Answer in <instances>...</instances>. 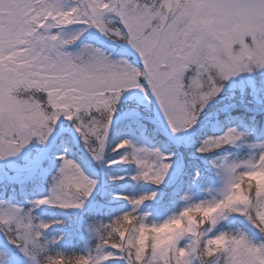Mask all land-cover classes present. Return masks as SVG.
Masks as SVG:
<instances>
[{"label": "rangeland", "instance_id": "1", "mask_svg": "<svg viewBox=\"0 0 264 264\" xmlns=\"http://www.w3.org/2000/svg\"><path fill=\"white\" fill-rule=\"evenodd\" d=\"M31 1L16 0L5 4L2 2L0 6V108L6 110L13 118L12 130L6 138L9 143H0V151L7 148L9 144L11 147L19 146L21 137L25 132L39 131L47 134L49 128H55L44 144L33 138L18 154L0 159V177H2L5 187H11L16 183H22V181L37 179L42 173L40 172L41 163L47 158L49 150L58 137L64 132L75 133L77 131L76 128L65 125V122L73 123L66 119L67 116H72L73 120L77 118L78 125L85 126L89 116L87 113L84 114L82 110L85 108L95 109L98 114L104 116L106 114L104 110L105 101H110L115 96L120 95L123 89L129 88L140 80L137 71H131L132 67L130 66H124V64L109 65L103 57V52H99L95 59L85 60L77 50L65 42V37L70 34L71 27L85 26L89 23L91 33L96 36L101 44H108L109 49L118 48L121 52L128 51L135 57V53L129 48L128 35L125 40L123 35L108 26L110 19L105 16L117 15L112 8L115 0H80L79 15L68 14V10H65L64 7L65 0H43L41 5H32L30 4ZM159 2L160 0H148L141 3L158 4ZM246 2H250V0H246ZM121 6L119 3L115 5L117 9ZM177 14L179 13L177 12ZM252 18L257 19V17ZM152 23L155 24L156 21ZM145 31L148 32L151 29ZM250 31L259 33L258 20L257 23L249 27L230 33L233 53L231 56L223 51L209 52L205 48L194 53L193 57L186 63L183 72L185 74L195 73L200 77L202 87L199 89L189 88V81L184 79L180 73L169 76L161 82L160 74L172 71L167 62H162L159 68L149 72L153 84L161 87L163 84L169 85L168 88L164 89L166 95L171 94V85L179 78L182 85L180 95L169 102V113L178 124H185L190 113L199 115L194 127L173 132L165 113L151 92L157 103L158 129L184 150L193 143L196 133L201 129L199 123L203 122L201 121L203 116H210L213 111H225L239 104H241L240 107L246 109L264 110V70H258L255 72L242 71L240 74L224 80L226 82H224L219 94L224 92L233 94L237 90L238 96H219L218 94L201 112L199 111L200 93L207 91L210 86L217 83V78H221L223 72L245 65L252 67L253 70L258 69L255 67L257 57L235 58V54L243 47L241 43L242 32H249L244 36V44L252 46ZM144 70L146 69L144 68ZM149 76L147 72L144 73L147 81H150ZM84 81L97 82V85L105 86L100 88L98 92L86 90ZM117 82L120 87L108 86ZM262 88V94L254 95L252 93H259ZM129 102L134 103V105H131L129 110H125L112 121L109 131L118 119L141 117L146 120V117L140 113V107L146 102L144 91L138 89L124 91L119 103L128 105ZM84 148L91 154H97L89 158L95 167H93L94 170L96 172L101 170L100 156L102 150L98 153L90 146ZM250 149L252 150L253 147ZM219 163L223 164L224 160ZM184 165L180 164L175 170L176 175L170 183H174L181 176ZM215 165L217 175L219 168L217 163ZM231 182L232 175L225 172L219 180L218 177L215 178L212 189L218 190L220 187L231 184ZM200 194V192H196L195 198ZM259 199L260 195H257L255 201L249 200L246 208H237L235 214L239 216L238 226L233 228L232 234H228L227 242L212 247L213 251L205 249L207 255L204 259H207L209 264H225L226 258L223 253H227L228 258L232 261H238L240 264H243L245 259L248 260V264H262L264 262V247H262L264 235L261 234V229H264V218L259 215L261 210L258 204ZM2 205L0 204V215L3 214L4 216L0 217V221H2L0 223H6L5 227L11 233L19 235L26 247H31L32 254L35 256L32 243L35 236L30 222L24 221L21 210L6 208ZM249 213L256 215L255 224L247 218ZM221 216L224 219L232 220L229 212L223 213ZM217 223L218 220L214 222L215 232ZM80 224L81 221L79 220L78 225ZM7 225L11 227H7ZM194 227L198 229L197 222ZM243 233H247L248 237L246 238ZM189 236L192 238L189 245H194L199 249L201 232L198 230L188 233L181 232L173 243L164 250L166 256L156 248L154 241L148 243L151 241L149 238L146 244L150 246V249L145 247L146 253H150L148 259L151 260L152 264H161L156 259L158 256L163 258L164 264H192L198 252L191 251L189 247L180 248L178 246L185 237ZM215 238L214 234L212 239ZM249 249L255 254L247 258L241 255L242 250ZM144 258L139 254L134 260L125 258L123 264H139V261ZM9 261L11 264H27L25 257L18 249L8 243L2 230H0V264H9Z\"/></svg>", "mask_w": 264, "mask_h": 264}, {"label": "trees", "instance_id": "2", "mask_svg": "<svg viewBox=\"0 0 264 264\" xmlns=\"http://www.w3.org/2000/svg\"><path fill=\"white\" fill-rule=\"evenodd\" d=\"M77 1L69 0V8L71 7L73 12L77 9ZM143 1L148 0H141ZM109 26L123 35L126 40L127 35L121 31L115 20H111ZM77 31L74 30L69 34L66 41L70 44L79 42L75 50L83 59H95L99 52H103L109 65L127 64L133 67V63L128 59L131 56L128 51L121 52L118 48L109 49L108 44H101L96 37L86 35L84 31ZM78 36L79 39H76ZM129 38L130 35H128ZM135 67L137 73L143 72L140 64H136ZM233 94L224 92L219 96ZM131 105L134 103L129 102L128 105L118 103L112 121L125 110H129ZM153 105V99L146 93V102L140 107V113L146 117V120L127 117L119 121L105 139L103 149L101 140L104 129L101 125L106 122L107 113L101 116L95 109L85 108L82 112L88 114V122L85 126H80V130L75 133L68 132L59 136L49 150L47 158L41 163L40 171L45 172L43 177H38L33 182L16 183L11 187H5L0 177V204L2 203L1 205L6 208L21 210L24 221L30 222L35 236L32 242L35 255L48 247L50 254L58 250L63 251L67 259L61 257V260L65 261V264H72L73 260L76 264H79L80 260L86 261L87 264H123L125 250L117 251L121 248L120 245L112 247L111 252L106 251L110 245L108 229L112 226L115 217L129 212L136 219H140L143 215L157 225L162 224L173 213L180 210L181 197L189 196L197 200L211 198V194L204 190L212 189L215 177L217 178L214 172L217 158L219 162H223L224 158L238 159L253 149L264 147V111L244 109L239 104L223 112L224 114H221L219 110L213 111L211 115H218L216 125L201 129L194 137L193 144L187 148V153L183 154L177 145L158 130L154 122ZM201 121L210 122L211 116H203ZM72 122L73 125L70 122H65V125L76 128L78 119ZM229 133H231L232 142L227 143L224 148L207 153L199 152L198 149L205 139L223 137ZM125 140L130 144L119 151H114L116 146ZM87 146L98 153L102 150L101 170L98 172L94 170L95 167L89 158L96 154L88 152L84 148ZM251 147H253L252 150ZM141 149L142 151H138ZM61 157L71 161L73 167L67 169L68 179L57 188L54 195L56 177L63 166ZM191 157L195 160L188 159ZM184 160L187 164L181 177L173 186H170L171 179H174L176 175L174 171ZM115 161L119 162L114 163ZM243 162L240 159V163ZM164 165L169 167L165 169ZM161 170L166 171L167 175L165 181L158 184L156 176L161 173ZM197 173L200 175L197 176ZM259 188L260 186L257 185V195H261ZM196 192L201 194L195 198ZM141 198H144L142 203L136 204V201ZM40 201L44 203H39ZM232 214L235 215V212L230 213L232 218L230 221L222 220L221 214L216 217L215 221L218 220L216 232L233 233V228L238 226L239 216ZM2 216L4 215L1 214L0 217ZM200 219L202 218L196 221L198 226ZM79 220L80 225H78ZM215 221H213V227ZM44 223L51 224L45 236L62 237L59 243L49 245L43 240L42 234L45 229L42 225ZM5 225L6 223H0V226L5 227ZM146 226L152 227L153 224ZM7 227L11 226L7 225ZM201 233V240L204 241L205 249L208 250L209 237ZM213 237L214 234L210 238ZM148 243H152V240ZM145 247L150 249L147 244ZM126 252L128 253L126 258L130 260L136 259L139 255L135 247L126 248ZM156 259L160 261L163 258L158 256ZM162 261L164 264V260ZM160 263L162 264L161 261Z\"/></svg>", "mask_w": 264, "mask_h": 264}, {"label": "snow or ice", "instance_id": "3", "mask_svg": "<svg viewBox=\"0 0 264 264\" xmlns=\"http://www.w3.org/2000/svg\"><path fill=\"white\" fill-rule=\"evenodd\" d=\"M177 0H160L158 4L141 3L140 0H115L112 8L116 11L120 17L116 21V24L121 28V31L125 35L131 36L130 48L135 53V59L133 56H129L128 59L133 63V67L130 69L133 72L137 71L136 64H142L144 68H147L149 72L155 71L159 68L162 62H167L171 67V72H165L160 74L161 82L165 81L169 76H175L180 73L184 79L188 80V87L191 89H199L202 87L200 77L195 73L185 74L183 69L186 63L193 57L199 49H203L202 46L197 47L194 50L196 43L195 38L198 33L191 31L186 25L188 23L184 15L180 14L183 10L176 8L174 11V5ZM119 3L122 6L117 9L115 5ZM207 7L222 10L229 15L237 16H249L261 18L258 20L260 25V31H250L252 35V46L244 44V36L249 32L241 33V43L243 47L235 54L236 59H240L244 56L257 57L255 61V67L264 70V0H207ZM177 12L179 14H177ZM156 21L155 24L152 22ZM151 31L146 32V29ZM83 35V33H81ZM79 39V36L76 38ZM208 41L217 45L218 51H223L227 55L231 56L232 53V37L230 34L222 35L220 40H217L214 36L209 35ZM218 41V43H216ZM142 71V70H141ZM242 71L252 72L253 68L245 65L244 67H237L232 70L223 72L222 79L227 80L233 75H238ZM86 90L99 91L100 88L105 85H97V82L84 81ZM151 84V92L156 97L166 119L173 132H180L181 130H187L194 127L198 121L199 115L190 113L188 115L185 124H178L171 114L169 113V102L175 100L180 95L182 85L179 82V78L171 85V94H165L164 89L168 88V84H163V87L152 84L151 81H145L141 78L137 83L133 84L127 89H123L120 95L115 96L110 101H105L104 110L107 113L106 122L101 127L104 129L103 138L101 144L103 146V139L108 136L109 128L113 120V115L116 111V107L119 103L120 97L124 91L138 89L145 93L149 92V85ZM108 86L120 87V84L112 83ZM222 91V86L214 83L207 91L201 92L199 96V111L201 112L204 107L214 99ZM22 119V118H21ZM67 120L72 121V116H67ZM13 118L6 112V110L0 108V143H9L6 138L12 130ZM19 123V121H17ZM55 127L49 128L47 134L39 131L25 132L21 137V142L17 147L9 146L3 151H0V159L14 156L21 152V150L29 144L33 138L39 140L41 144H44L49 136L53 133ZM77 130H80V125H76ZM129 141L125 140L118 144L114 151L128 146ZM138 151H142L138 150ZM63 160V166L60 168V173L56 177V183L53 188V194H56L58 187L62 186L64 181L68 179L67 169L73 167L72 162L67 160L66 157H61ZM125 159H127L125 157ZM115 161L114 163H118ZM141 163L140 161H137ZM169 165H164L166 169ZM39 203H44L40 201ZM42 227H45L42 225ZM5 239L8 243L18 249L21 253L23 251L27 254V247L25 243H21L19 235L14 237L10 235V231L3 226H0ZM11 264V261H9Z\"/></svg>", "mask_w": 264, "mask_h": 264}, {"label": "clouds", "instance_id": "4", "mask_svg": "<svg viewBox=\"0 0 264 264\" xmlns=\"http://www.w3.org/2000/svg\"><path fill=\"white\" fill-rule=\"evenodd\" d=\"M207 0H177L174 5V10L180 8L183 10L180 14L184 15L187 19V27L191 31L198 33L195 38L194 50L197 47L202 46L209 52H218L217 45L208 41L209 35L214 36L217 40L222 38L224 34H230L239 31L242 28L251 26L257 23V20L261 18L253 19L249 16L237 15L232 16L223 12L222 10L209 8L206 6ZM260 69H254L258 71ZM222 78H217V84L224 86ZM232 142L231 133L223 137H210L205 139L199 147L200 153L212 152L214 149H222L227 143ZM240 159L244 162L240 163ZM224 163H219V158L216 159L219 171L217 172L218 180L222 175L227 172L232 175L231 185L220 187L218 190L211 188L205 189L206 193L211 194V198L194 199L189 196L181 197L182 207L176 213H173L166 222L162 224H155L147 216L141 215L140 219H136L129 212H124L120 216L114 218L112 226L108 229L110 235L108 240L110 241L109 247L106 251L111 252L112 247L120 245L121 248L117 251L125 250V257L128 253L126 248L135 247L139 254L145 257L139 261V264H152L148 259L150 253H146L145 245L151 240L155 242L157 249L161 250L166 256L164 251L169 245L173 243L176 237L181 232H193L199 231L206 234L207 247L212 248L219 246L228 241V233L226 231L215 232L213 223L209 221H215L216 217L220 214L227 212H235L237 208H246L249 200H256L257 197V185L260 186L259 191L261 193L258 204L260 205L259 215L264 218V147H259L248 152L242 158H224ZM167 172L161 170V173L156 176V182L158 184L165 181ZM200 174L197 173V176ZM194 196V194H193ZM141 198L136 201V204L142 203ZM200 219L198 229L194 226L196 221ZM250 222L256 223L257 217L253 213H249L248 217ZM58 223V221H53ZM147 224H153L152 227L146 226ZM45 231L42 234L43 240L49 245H55L60 242L62 237L53 236L48 238L45 236V232L51 227V224L44 223ZM258 226V225H257ZM242 231V230H241ZM215 234L216 238L210 237ZM245 237H248L247 233H243ZM261 234L264 235V229H261ZM13 237L15 233H10ZM192 238L185 237L180 243V248L189 247L191 251L198 252L192 264H209L204 257L207 255L205 251V243L201 240L199 249L194 245H189V241ZM21 243H23L21 241ZM264 247V245H262ZM50 248L46 247L44 251L33 256L31 247H27V254L21 251V254L25 257L27 264H65V261L61 260V257L67 259L66 254L63 251H56L54 254H50ZM114 254V253H113ZM255 253L249 250H242L241 255L245 258ZM183 255V253H181ZM225 256V264H240L238 261H232L228 258L227 253H223ZM72 264H76L73 260ZM79 264H87L86 261L80 260ZM243 264H248V260L245 259ZM264 264V262H262Z\"/></svg>", "mask_w": 264, "mask_h": 264}]
</instances>
